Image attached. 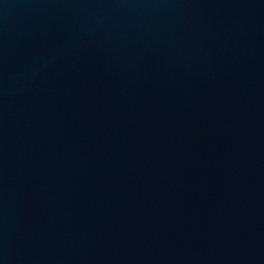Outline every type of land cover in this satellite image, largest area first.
<instances>
[{"label":"water","instance_id":"95a60500","mask_svg":"<svg viewBox=\"0 0 264 264\" xmlns=\"http://www.w3.org/2000/svg\"><path fill=\"white\" fill-rule=\"evenodd\" d=\"M0 264H264V0H0Z\"/></svg>","mask_w":264,"mask_h":264}]
</instances>
